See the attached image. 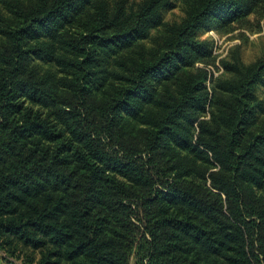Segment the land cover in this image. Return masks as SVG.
I'll return each mask as SVG.
<instances>
[{"label": "trees", "instance_id": "trees-1", "mask_svg": "<svg viewBox=\"0 0 264 264\" xmlns=\"http://www.w3.org/2000/svg\"><path fill=\"white\" fill-rule=\"evenodd\" d=\"M252 16L264 0H0L1 258L264 264V53L237 46L213 89L196 67L202 31Z\"/></svg>", "mask_w": 264, "mask_h": 264}, {"label": "rangeland", "instance_id": "rangeland-1", "mask_svg": "<svg viewBox=\"0 0 264 264\" xmlns=\"http://www.w3.org/2000/svg\"><path fill=\"white\" fill-rule=\"evenodd\" d=\"M183 17L182 6L177 3L176 7L165 16V21L179 20ZM235 27V26H234ZM201 40L209 41L213 48L214 58L211 63H198L196 67L208 70L209 88L213 89L214 81L225 75L222 64L223 59L230 57L236 47H240L241 58L244 63L250 64L256 61L264 53V19L257 26L254 16L251 17V24L244 28L237 27L234 31L209 30L199 34ZM258 96L264 100V89H259ZM132 264H136V259H132Z\"/></svg>", "mask_w": 264, "mask_h": 264}, {"label": "crops", "instance_id": "crops-1", "mask_svg": "<svg viewBox=\"0 0 264 264\" xmlns=\"http://www.w3.org/2000/svg\"><path fill=\"white\" fill-rule=\"evenodd\" d=\"M0 264H10V263L6 262L5 260H3V259L0 257Z\"/></svg>", "mask_w": 264, "mask_h": 264}, {"label": "built area", "instance_id": "built-area-1", "mask_svg": "<svg viewBox=\"0 0 264 264\" xmlns=\"http://www.w3.org/2000/svg\"><path fill=\"white\" fill-rule=\"evenodd\" d=\"M0 257H1V255H0Z\"/></svg>", "mask_w": 264, "mask_h": 264}]
</instances>
